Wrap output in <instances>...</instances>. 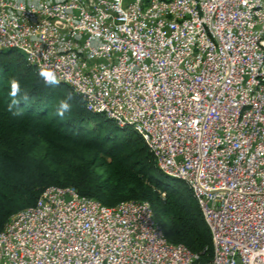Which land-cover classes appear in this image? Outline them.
Here are the masks:
<instances>
[{
    "label": "built area",
    "instance_id": "obj_1",
    "mask_svg": "<svg viewBox=\"0 0 264 264\" xmlns=\"http://www.w3.org/2000/svg\"><path fill=\"white\" fill-rule=\"evenodd\" d=\"M16 50L184 182L212 264H264V0H0ZM162 196L164 194H161ZM148 203L49 187L0 232V264H194Z\"/></svg>",
    "mask_w": 264,
    "mask_h": 264
},
{
    "label": "trees",
    "instance_id": "obj_2",
    "mask_svg": "<svg viewBox=\"0 0 264 264\" xmlns=\"http://www.w3.org/2000/svg\"><path fill=\"white\" fill-rule=\"evenodd\" d=\"M12 79L29 95L16 105L20 117L7 111ZM66 93L73 109L60 119L55 108ZM49 187H71L109 208L146 202L169 243L197 255L194 264H212L211 234L191 190L158 170L143 140L88 112L68 86H46L22 53L1 51L0 232Z\"/></svg>",
    "mask_w": 264,
    "mask_h": 264
},
{
    "label": "clouds",
    "instance_id": "obj_3",
    "mask_svg": "<svg viewBox=\"0 0 264 264\" xmlns=\"http://www.w3.org/2000/svg\"><path fill=\"white\" fill-rule=\"evenodd\" d=\"M38 76L42 79L46 86H57L59 81L56 73L53 70L47 68H41L38 72ZM9 96L11 98L10 103L7 106V111L11 113L13 117H20L23 115L21 109L16 108V105L22 100L24 102L29 100L27 92L22 91L20 82L16 79L9 81ZM74 97L71 93H66L65 98L61 99L55 108V116L64 119L66 114L70 113L73 109Z\"/></svg>",
    "mask_w": 264,
    "mask_h": 264
},
{
    "label": "water",
    "instance_id": "obj_4",
    "mask_svg": "<svg viewBox=\"0 0 264 264\" xmlns=\"http://www.w3.org/2000/svg\"><path fill=\"white\" fill-rule=\"evenodd\" d=\"M58 84H62V83H58Z\"/></svg>",
    "mask_w": 264,
    "mask_h": 264
}]
</instances>
